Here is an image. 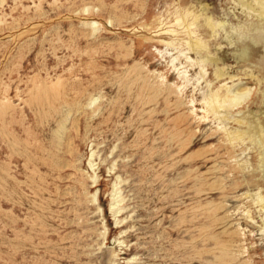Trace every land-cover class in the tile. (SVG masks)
Instances as JSON below:
<instances>
[{
  "label": "rangeland",
  "instance_id": "1",
  "mask_svg": "<svg viewBox=\"0 0 264 264\" xmlns=\"http://www.w3.org/2000/svg\"><path fill=\"white\" fill-rule=\"evenodd\" d=\"M238 1L0 0V264H264V21ZM232 85L242 123L207 112Z\"/></svg>",
  "mask_w": 264,
  "mask_h": 264
},
{
  "label": "bare ground",
  "instance_id": "2",
  "mask_svg": "<svg viewBox=\"0 0 264 264\" xmlns=\"http://www.w3.org/2000/svg\"><path fill=\"white\" fill-rule=\"evenodd\" d=\"M239 4L242 6L243 11L246 12V14L248 16H254V17H257L258 19H260L261 21H264V0H239L238 5ZM196 19H197V17H196ZM208 20H209L208 25L213 30H216L217 25H214L210 21V19H208ZM220 25L223 26V24H220ZM194 32H193V34H194ZM227 37L230 38L231 36L227 35ZM194 45L199 49H203L204 47H206V46H204V43L200 38L196 39V41L194 42ZM245 47L247 48V46H245ZM239 48H241V47H239ZM246 48L241 49V54L243 56H246V54H247ZM212 60H213V58H212ZM213 61H215V60H213ZM215 73H216V76L218 78H223L224 75L227 74L223 69H217ZM233 77L231 76V78H233ZM220 90H222V89H219L218 91H215V92H211L210 98L204 99V100H206L205 104H207V112H213V114H215L219 117L223 116L224 121L225 120H231L234 118V117L232 118V114H231L232 109L236 106H239L240 104L243 103L244 100L247 99V97L249 96V93L251 92V89L247 88V87H245V88L235 87L234 85H232L230 87H226L225 91L221 92ZM224 108L228 109V112L226 114H222V116H221L220 115V113L222 111L221 109H224ZM234 119L237 120L238 123L245 122L244 119H237V118H234ZM257 133H258V138H259L260 144L262 146H264V132H263V130L259 129V130H257ZM228 135H229L230 141H233L235 139H237V140L241 139L244 136L243 132H241L239 130H238V132H229Z\"/></svg>",
  "mask_w": 264,
  "mask_h": 264
}]
</instances>
